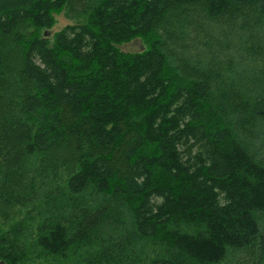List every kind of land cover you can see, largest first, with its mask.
I'll use <instances>...</instances> for the list:
<instances>
[{
    "label": "trees",
    "instance_id": "obj_1",
    "mask_svg": "<svg viewBox=\"0 0 264 264\" xmlns=\"http://www.w3.org/2000/svg\"><path fill=\"white\" fill-rule=\"evenodd\" d=\"M0 264H264V0H0Z\"/></svg>",
    "mask_w": 264,
    "mask_h": 264
},
{
    "label": "rangeland",
    "instance_id": "obj_2",
    "mask_svg": "<svg viewBox=\"0 0 264 264\" xmlns=\"http://www.w3.org/2000/svg\"><path fill=\"white\" fill-rule=\"evenodd\" d=\"M53 18L55 21L54 28L51 30V34L60 30L61 28L75 24L76 22H80L78 19H73L71 16L65 14V10H61L59 12L53 13ZM80 19V18H79ZM146 47L145 41L141 38L134 39L129 43L123 44L119 49L123 53H139L140 51L144 50Z\"/></svg>",
    "mask_w": 264,
    "mask_h": 264
}]
</instances>
